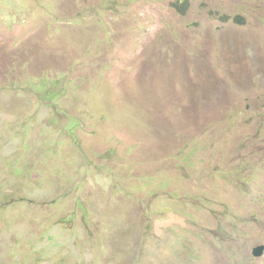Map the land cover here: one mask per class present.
I'll return each instance as SVG.
<instances>
[{"label":"rangeland","instance_id":"1","mask_svg":"<svg viewBox=\"0 0 264 264\" xmlns=\"http://www.w3.org/2000/svg\"><path fill=\"white\" fill-rule=\"evenodd\" d=\"M259 246L264 0H0V264Z\"/></svg>","mask_w":264,"mask_h":264},{"label":"trees","instance_id":"2","mask_svg":"<svg viewBox=\"0 0 264 264\" xmlns=\"http://www.w3.org/2000/svg\"><path fill=\"white\" fill-rule=\"evenodd\" d=\"M190 1H179L174 4V7L177 11H179L182 14H186L188 10L190 9Z\"/></svg>","mask_w":264,"mask_h":264},{"label":"water","instance_id":"3","mask_svg":"<svg viewBox=\"0 0 264 264\" xmlns=\"http://www.w3.org/2000/svg\"><path fill=\"white\" fill-rule=\"evenodd\" d=\"M264 254V246H259L253 250L255 257H261Z\"/></svg>","mask_w":264,"mask_h":264}]
</instances>
